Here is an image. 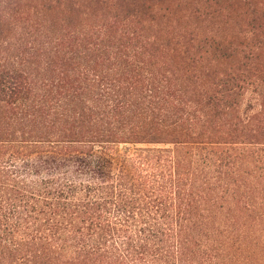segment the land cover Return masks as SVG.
I'll return each instance as SVG.
<instances>
[{
	"label": "trees",
	"instance_id": "1",
	"mask_svg": "<svg viewBox=\"0 0 264 264\" xmlns=\"http://www.w3.org/2000/svg\"><path fill=\"white\" fill-rule=\"evenodd\" d=\"M0 264H264V0H0Z\"/></svg>",
	"mask_w": 264,
	"mask_h": 264
},
{
	"label": "rangeland",
	"instance_id": "2",
	"mask_svg": "<svg viewBox=\"0 0 264 264\" xmlns=\"http://www.w3.org/2000/svg\"><path fill=\"white\" fill-rule=\"evenodd\" d=\"M121 149H123L124 152L127 150L126 148H123V147H122ZM125 149H126V150H125Z\"/></svg>",
	"mask_w": 264,
	"mask_h": 264
}]
</instances>
